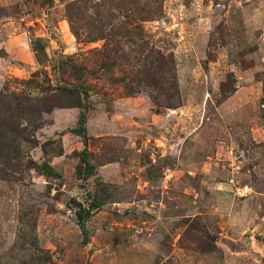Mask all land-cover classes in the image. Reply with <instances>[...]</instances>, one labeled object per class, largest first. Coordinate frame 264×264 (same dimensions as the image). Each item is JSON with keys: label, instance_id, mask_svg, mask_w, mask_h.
Returning a JSON list of instances; mask_svg holds the SVG:
<instances>
[{"label": "rangeland", "instance_id": "1", "mask_svg": "<svg viewBox=\"0 0 264 264\" xmlns=\"http://www.w3.org/2000/svg\"><path fill=\"white\" fill-rule=\"evenodd\" d=\"M0 264H264V0H0Z\"/></svg>", "mask_w": 264, "mask_h": 264}, {"label": "trees", "instance_id": "2", "mask_svg": "<svg viewBox=\"0 0 264 264\" xmlns=\"http://www.w3.org/2000/svg\"><path fill=\"white\" fill-rule=\"evenodd\" d=\"M71 29L73 30V33L77 36V33L74 31V29L72 27H71ZM118 34L121 35L120 33H118ZM110 37H111V35L109 34L107 36V39H109ZM148 54L150 55L149 57H151V58H159V59H162V55H161L160 52H153V51H151ZM143 56L144 57L142 59L144 60L147 56L146 55H143ZM149 57H147V58H149ZM143 60L139 61V63H140V68H139L140 70H139V72L145 73V80L148 82V84H151L152 85V84H154L156 82L157 79H159V75L157 76V74L159 72H161L163 70V68H166V67H165V65H163V66L160 65V66L156 67L157 69H155L154 66L152 65V63H149L148 64L146 61H143ZM131 63H133V61ZM161 79L163 80V76H161ZM175 87H176V97L178 98V100H180L179 92L177 91L178 88H177V86H175ZM80 89L84 90V88L82 87V85L80 87L66 89V90L69 91V94H73V96L74 95L76 96L74 103L69 104L67 107H69V108H79V109H85L86 108V106L84 105V102H83L82 98L79 96V90ZM164 92H162V93H164ZM84 94L86 95V93H84ZM174 96H175V94H174ZM169 98L170 99L173 98V94H170L169 95ZM151 99L153 100V102H154V104H155L156 107H159L160 105H163V104L160 103V101L158 100V98L156 96L153 95L151 97ZM169 102H171V101H166L164 103L165 106H162V107L163 108H166V109H173V110L179 107L178 104L173 105L172 103H169ZM57 107L58 108H64V107H62L60 105H58ZM155 112L156 113H159V112H157V110H155ZM85 122H86V117H85L84 114L81 113L80 116H79V119H78V128L72 129L73 132L78 133V134L81 135L84 144L86 143V140H87V133H86V128H85ZM87 154L88 153H87L86 150L82 151L80 160H81V163L83 165H85L86 168H90L91 169L92 166L90 165V163L88 162V160L86 159V157H84ZM91 209L92 208L90 207L89 209H87V211L79 210L77 212L76 216H77L79 225L81 227L83 225L82 224L83 221L88 218V214L87 213L91 212Z\"/></svg>", "mask_w": 264, "mask_h": 264}, {"label": "crops", "instance_id": "3", "mask_svg": "<svg viewBox=\"0 0 264 264\" xmlns=\"http://www.w3.org/2000/svg\"><path fill=\"white\" fill-rule=\"evenodd\" d=\"M238 89H239V88H238ZM236 95H237L236 98L239 99V98H238V96H239V91H238V90H237L236 93L233 95V97H235ZM239 100H240V99H239ZM240 102H243V101L240 100ZM239 104H241V103H239ZM244 104H245V103H244ZM237 107H238V105H237ZM174 112H177V111L175 110ZM251 135H252V134H251ZM180 139H182V138L180 137ZM216 147L220 148L219 144H217ZM207 159H210V158L207 157ZM211 159H212V158H211ZM199 165H201V166H200V169L203 170L204 168L206 169V168L208 167L209 163H208V162H205V160H202L201 162H199ZM206 166H207V167H206Z\"/></svg>", "mask_w": 264, "mask_h": 264}, {"label": "built area", "instance_id": "4", "mask_svg": "<svg viewBox=\"0 0 264 264\" xmlns=\"http://www.w3.org/2000/svg\"><path fill=\"white\" fill-rule=\"evenodd\" d=\"M243 190H244V192L246 191V187H241Z\"/></svg>", "mask_w": 264, "mask_h": 264}]
</instances>
